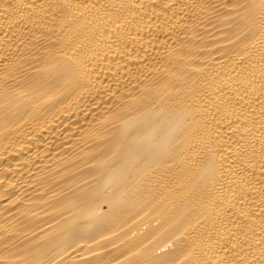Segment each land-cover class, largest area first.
Wrapping results in <instances>:
<instances>
[{
  "label": "bare ground",
  "instance_id": "bare-ground-1",
  "mask_svg": "<svg viewBox=\"0 0 264 264\" xmlns=\"http://www.w3.org/2000/svg\"><path fill=\"white\" fill-rule=\"evenodd\" d=\"M0 264H264V0H0Z\"/></svg>",
  "mask_w": 264,
  "mask_h": 264
}]
</instances>
